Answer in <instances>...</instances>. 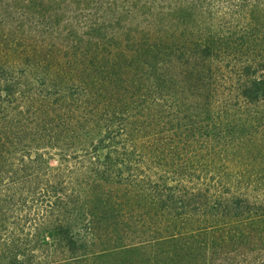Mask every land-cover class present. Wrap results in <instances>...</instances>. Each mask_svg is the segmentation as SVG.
<instances>
[{
  "label": "trees",
  "instance_id": "obj_1",
  "mask_svg": "<svg viewBox=\"0 0 264 264\" xmlns=\"http://www.w3.org/2000/svg\"><path fill=\"white\" fill-rule=\"evenodd\" d=\"M0 264H264V0H0Z\"/></svg>",
  "mask_w": 264,
  "mask_h": 264
},
{
  "label": "rangeland",
  "instance_id": "obj_2",
  "mask_svg": "<svg viewBox=\"0 0 264 264\" xmlns=\"http://www.w3.org/2000/svg\"><path fill=\"white\" fill-rule=\"evenodd\" d=\"M45 159H46V162H47L48 166L50 168H52V169L53 168H58V167L62 166V164H63L61 159H60V157L58 156L57 152H55V151L52 152V157L45 158ZM72 164H74V163H72ZM11 222H13V220H11ZM46 236H47V234H44V237H43L42 240H45Z\"/></svg>",
  "mask_w": 264,
  "mask_h": 264
}]
</instances>
